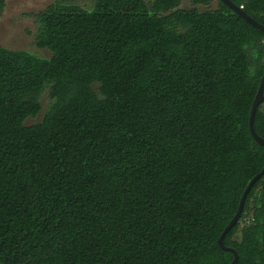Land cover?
<instances>
[{
	"label": "trees",
	"instance_id": "trees-1",
	"mask_svg": "<svg viewBox=\"0 0 264 264\" xmlns=\"http://www.w3.org/2000/svg\"><path fill=\"white\" fill-rule=\"evenodd\" d=\"M231 1L264 26V0ZM218 2L56 0L34 17L51 57L0 45V264L233 262L264 32ZM224 244L264 264V176Z\"/></svg>",
	"mask_w": 264,
	"mask_h": 264
},
{
	"label": "rangeland",
	"instance_id": "rangeland-1",
	"mask_svg": "<svg viewBox=\"0 0 264 264\" xmlns=\"http://www.w3.org/2000/svg\"><path fill=\"white\" fill-rule=\"evenodd\" d=\"M151 2L153 0H146ZM56 0H7L4 10L0 14V45L14 51H31L41 57H51L48 50H40L35 45L37 24L35 15L53 5ZM219 7L218 0H213L209 5L195 6L191 0H181V9H196L199 12L216 10ZM42 113L35 119H29L26 125L40 123L49 107L50 99L45 93L41 98ZM244 225V222H242Z\"/></svg>",
	"mask_w": 264,
	"mask_h": 264
},
{
	"label": "water",
	"instance_id": "water-1",
	"mask_svg": "<svg viewBox=\"0 0 264 264\" xmlns=\"http://www.w3.org/2000/svg\"><path fill=\"white\" fill-rule=\"evenodd\" d=\"M222 3H224L225 5H227L229 8H231L237 15H239L241 18H243L248 24L252 25L253 27L261 30L262 32H264V26L261 25L260 23H258L256 20H254L252 17H250L247 13H245L240 7H238L236 4H234L231 0H220ZM264 102V77L262 79L257 97L254 101L252 110H251V115H250V131L254 137V139L262 146H264V139H262L255 131L254 128V121H255V115L256 112L258 110V107L260 106V104H262ZM264 176V168L263 170L256 175L249 183L248 187L246 188L243 197L241 199L240 202V206L239 209L237 211V214L235 215V217L233 218V220L230 222V224L228 225V227L225 229L224 233L222 234V236L219 239V245L223 250H226L228 252H231L234 254V260L231 264H237L238 263V254L236 252V250L232 249V248H228L225 246L224 244V238L226 236V234L239 222L240 217L243 213L244 210V206H245V202L247 199V196L249 194V192L251 191V189L253 188V186L257 183V181L259 179H261Z\"/></svg>",
	"mask_w": 264,
	"mask_h": 264
}]
</instances>
